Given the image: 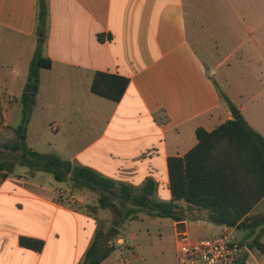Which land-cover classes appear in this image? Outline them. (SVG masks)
Instances as JSON below:
<instances>
[{
	"label": "crops",
	"instance_id": "1",
	"mask_svg": "<svg viewBox=\"0 0 264 264\" xmlns=\"http://www.w3.org/2000/svg\"><path fill=\"white\" fill-rule=\"evenodd\" d=\"M46 2L43 56L52 67L40 71L34 109L40 107L57 133L47 143L50 153L116 183L141 187L151 178L158 197L169 201L168 159L191 151L199 128L211 132L234 117L220 93L264 137V0ZM38 13L39 0H0L6 127L16 128L11 114L29 87ZM25 43L32 44L33 53L29 69L19 75ZM97 72L130 80L119 103L91 92ZM18 167L6 177L0 172V264H82L106 210L47 173L30 175L25 168L19 175ZM62 190L73 195L60 197ZM84 203L98 208L96 214ZM263 204L264 199L250 215L264 213H257ZM178 222L189 232L200 226L203 235L228 234L246 246L241 254L247 255L246 264H264V251L250 246L260 240L264 248L262 228L238 238L243 230L212 224L197 210ZM69 224L78 231L70 243ZM21 237L43 240V251L22 247ZM118 244L121 249L102 264L134 263V246L125 238Z\"/></svg>",
	"mask_w": 264,
	"mask_h": 264
},
{
	"label": "trees",
	"instance_id": "2",
	"mask_svg": "<svg viewBox=\"0 0 264 264\" xmlns=\"http://www.w3.org/2000/svg\"><path fill=\"white\" fill-rule=\"evenodd\" d=\"M49 10L46 0H39L38 48L30 65L28 81L37 89L42 69H50L52 61L43 56V45ZM104 42L103 35H99ZM130 84L126 77L97 72L91 92L101 98L119 103ZM29 87L22 97V120L16 128L4 125V114L0 95V125L12 130L18 137L14 144H0V150L14 154L16 161L0 163V172L6 177L17 166L26 167L30 175L38 172L50 174L54 181L69 184L73 190L89 192L98 196V208L116 213L114 226L119 229L128 221L145 213L150 218H170L180 221L193 210L205 213L206 220L229 229L248 231L252 236L260 228L264 231V214L250 215L264 199V137L255 131L242 113L209 132L203 128L196 131L198 144L184 157L168 159L169 190L171 199L158 197V185L149 178L141 187H134L115 181L102 174L65 160L57 154H43L27 145L34 97ZM221 98L232 104L220 93ZM90 214L98 208L87 207ZM108 233L98 229L88 248L82 264H102L115 251ZM20 245L26 249L41 252L45 242L32 237H21ZM242 245H244L242 243ZM261 249L260 240L251 247ZM249 246V244H248ZM247 255L236 264H246Z\"/></svg>",
	"mask_w": 264,
	"mask_h": 264
},
{
	"label": "rangeland",
	"instance_id": "3",
	"mask_svg": "<svg viewBox=\"0 0 264 264\" xmlns=\"http://www.w3.org/2000/svg\"><path fill=\"white\" fill-rule=\"evenodd\" d=\"M31 45L32 44L30 43H25L23 61L17 64L18 68L16 69V73L19 75L29 69L27 60L31 58L33 53ZM221 85L224 87L223 83H221ZM32 87L33 85L29 84V90H31ZM233 93L234 92L232 89V94ZM16 107L17 108L11 114L10 122L17 127L21 124L22 120V103H19ZM233 108H236L235 105H233V103L228 104L227 102L226 109L229 116L232 114ZM48 120L44 117L40 107L35 109L33 107L27 132L29 135V138L27 139V145L29 147L30 145H34V150L43 154H52L49 151V146L47 143L57 134L56 132L52 131L51 124H49ZM55 122L59 123L57 120L53 123ZM17 141L18 137L12 130L6 129L0 125V144L11 145ZM5 160L16 161L13 153L7 150H0V163ZM25 168L26 167L19 166L18 174L21 175V170H24ZM62 192L65 195L61 196L60 193V197L69 198L68 196L73 195V192H70V195L67 194V191L62 190ZM86 193L83 192V195L87 200L98 202V196L96 194L89 192ZM83 205L86 210H90L89 208L87 209V207H89L91 204L84 203ZM263 210L264 204L259 208L257 213H261ZM116 217L117 215L113 211H104L101 215H99L100 225L98 229H101L104 233H109L111 228H115L113 223ZM128 224L130 225L127 226ZM118 230L120 232L115 238L109 236L112 239L110 244L114 245L116 247V251H118L121 249L118 244V239L125 238L128 243L133 245L135 248H133V254H135V261L133 264H176V251L178 242L180 240L178 237L179 234L188 233L191 240L213 238L211 236L203 235L204 230H202L200 226L196 228L192 226V229H190L189 232L186 227L178 221H174L170 218H150L145 213H142L137 218L128 221ZM76 232L78 231L75 228V225L69 224L67 226L66 234L68 243H70L71 240H74ZM243 234L244 231L238 232V238H242L240 236H243ZM126 246L131 247L129 244Z\"/></svg>",
	"mask_w": 264,
	"mask_h": 264
},
{
	"label": "built area",
	"instance_id": "4",
	"mask_svg": "<svg viewBox=\"0 0 264 264\" xmlns=\"http://www.w3.org/2000/svg\"><path fill=\"white\" fill-rule=\"evenodd\" d=\"M178 237L176 264H236L246 248L228 234L200 240H191L188 233Z\"/></svg>",
	"mask_w": 264,
	"mask_h": 264
},
{
	"label": "water",
	"instance_id": "5",
	"mask_svg": "<svg viewBox=\"0 0 264 264\" xmlns=\"http://www.w3.org/2000/svg\"><path fill=\"white\" fill-rule=\"evenodd\" d=\"M36 90V88L33 86L31 90H29L30 93H34ZM232 114L233 116H236L239 114V111L236 109V108H233L232 109ZM119 230L116 229V228H111V230L109 231L108 233V236L112 237V238H115L118 234H119Z\"/></svg>",
	"mask_w": 264,
	"mask_h": 264
}]
</instances>
